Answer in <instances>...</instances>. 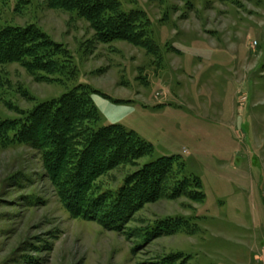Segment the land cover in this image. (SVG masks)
Masks as SVG:
<instances>
[{"label": "rangeland", "instance_id": "rangeland-1", "mask_svg": "<svg viewBox=\"0 0 264 264\" xmlns=\"http://www.w3.org/2000/svg\"><path fill=\"white\" fill-rule=\"evenodd\" d=\"M115 1L145 13L156 55L98 43L84 20L46 0H0L1 26L34 25L71 58L55 81L0 65V120L88 86L100 93L98 127L118 124L154 150L102 173L94 190L115 191L173 156L203 199L163 196L107 230L66 211L35 149L0 145V264H264V0ZM165 219L187 230L150 240Z\"/></svg>", "mask_w": 264, "mask_h": 264}, {"label": "trees", "instance_id": "trees-1", "mask_svg": "<svg viewBox=\"0 0 264 264\" xmlns=\"http://www.w3.org/2000/svg\"><path fill=\"white\" fill-rule=\"evenodd\" d=\"M46 1L49 8L84 20L98 43L124 42L149 56L158 52L149 19L141 10L124 12L115 0ZM12 63L39 81H55L54 76L71 70L68 51L34 25H0V65ZM98 93L78 85L59 98L36 104L18 119L0 120V145L23 144L35 149L66 211L74 218L97 221L107 230L120 232L143 206L163 196L173 199L186 191L197 192L201 196L197 202L201 201L200 181L187 176L184 164L173 156L127 175L115 191L94 190L102 173L133 165L154 152L151 144L118 124L98 127L101 116L92 97ZM185 226L165 219L148 235L151 240L175 230L186 231Z\"/></svg>", "mask_w": 264, "mask_h": 264}]
</instances>
